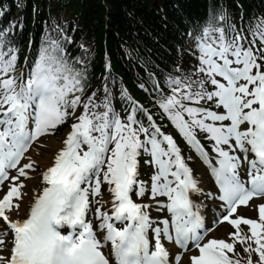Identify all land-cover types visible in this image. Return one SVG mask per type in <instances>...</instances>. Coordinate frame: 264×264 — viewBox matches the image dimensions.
<instances>
[{
  "label": "snow or ice",
  "instance_id": "snow-or-ice-1",
  "mask_svg": "<svg viewBox=\"0 0 264 264\" xmlns=\"http://www.w3.org/2000/svg\"><path fill=\"white\" fill-rule=\"evenodd\" d=\"M237 7L239 20L212 7L181 33L167 70L139 84L160 121L123 86L128 106L117 110L107 77L99 99L87 94V68L59 25V39L42 38L24 66L17 22L0 27V264H264V14L246 22ZM6 8L0 2V19ZM65 124L49 166L32 176L29 151ZM224 222L234 230L219 238Z\"/></svg>",
  "mask_w": 264,
  "mask_h": 264
},
{
  "label": "trees",
  "instance_id": "trees-1",
  "mask_svg": "<svg viewBox=\"0 0 264 264\" xmlns=\"http://www.w3.org/2000/svg\"><path fill=\"white\" fill-rule=\"evenodd\" d=\"M214 1L219 3L221 0H0L7 5L1 23L8 25L12 19L25 16L23 31L18 32L20 21L17 22L13 39L17 41L19 34L21 40H25L32 28L37 46L48 31L54 30L60 37L57 25L64 26L67 33L72 34L70 18L76 16L81 29L74 34V44H68L70 51L75 46L78 52L90 47L96 52L98 67L102 69L103 41L106 40L115 67L125 79H130L131 72L124 65V53L133 54L143 63L151 58L170 65L177 58L176 46L183 43L179 39L181 33L191 24L203 22L212 7L219 8ZM225 1L238 9L236 0ZM239 1L247 14L264 13V0ZM32 2L37 4L36 21L32 19ZM23 3L24 6L20 5ZM46 8L58 11V14L68 13V16L48 21L44 17Z\"/></svg>",
  "mask_w": 264,
  "mask_h": 264
},
{
  "label": "bare ground",
  "instance_id": "bare-ground-1",
  "mask_svg": "<svg viewBox=\"0 0 264 264\" xmlns=\"http://www.w3.org/2000/svg\"><path fill=\"white\" fill-rule=\"evenodd\" d=\"M60 143H61L60 138L57 137V136H54V137H50L49 142L47 144H45L46 147H44V148L40 147V150H41L40 154L41 155H39L40 157L38 156V158H39L40 164L43 165V167H47L50 164V162H51L50 161V157L53 155V152L58 148ZM32 176H38V175L35 174V173L34 174L32 173ZM25 183L27 185L26 189L24 190V192L27 193V195L24 196V201L26 203L28 201V199H29V196L31 195V192L29 191L30 186L34 182L33 181H26ZM22 207H23V205H22ZM11 216L14 218L15 217V213H12ZM214 234H215V236H217L219 238H222L220 236L219 228H217L215 230ZM224 238H226V236Z\"/></svg>",
  "mask_w": 264,
  "mask_h": 264
},
{
  "label": "rangeland",
  "instance_id": "rangeland-1",
  "mask_svg": "<svg viewBox=\"0 0 264 264\" xmlns=\"http://www.w3.org/2000/svg\"><path fill=\"white\" fill-rule=\"evenodd\" d=\"M31 156H32V158H34L35 156L34 155H32V153H31ZM34 159H36V161H38L39 159L37 158V157H35ZM34 159H32V160H34ZM35 161V160H34ZM43 168L41 167V166H39L38 168H37V171H36V173L38 174L41 170H42Z\"/></svg>",
  "mask_w": 264,
  "mask_h": 264
}]
</instances>
